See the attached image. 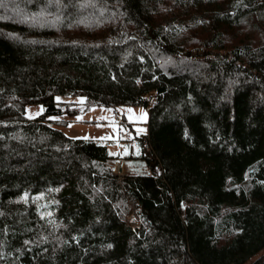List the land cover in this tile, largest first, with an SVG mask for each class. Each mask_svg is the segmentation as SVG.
<instances>
[{
    "label": "trees",
    "instance_id": "trees-1",
    "mask_svg": "<svg viewBox=\"0 0 264 264\" xmlns=\"http://www.w3.org/2000/svg\"><path fill=\"white\" fill-rule=\"evenodd\" d=\"M121 106L148 175L61 130ZM0 264H264V0H0Z\"/></svg>",
    "mask_w": 264,
    "mask_h": 264
},
{
    "label": "rangeland",
    "instance_id": "rangeland-1",
    "mask_svg": "<svg viewBox=\"0 0 264 264\" xmlns=\"http://www.w3.org/2000/svg\"><path fill=\"white\" fill-rule=\"evenodd\" d=\"M137 78L140 77L136 76L134 80H138ZM43 109L41 105L27 106L26 116L34 118L41 114ZM112 110L117 111L120 123L115 124L112 121ZM75 119L81 122L73 121L61 127L66 136L106 143L108 154L122 160L124 174L142 176L151 173L150 166L142 156L147 154L145 143L139 140L147 132V109L137 106H121L114 109L92 107L80 112ZM119 161L114 164L115 175L120 173L116 170ZM130 219L132 227H136L138 222L134 221L133 217Z\"/></svg>",
    "mask_w": 264,
    "mask_h": 264
},
{
    "label": "built area",
    "instance_id": "built-area-1",
    "mask_svg": "<svg viewBox=\"0 0 264 264\" xmlns=\"http://www.w3.org/2000/svg\"><path fill=\"white\" fill-rule=\"evenodd\" d=\"M113 115H114V120L117 121V117L115 115V112H113Z\"/></svg>",
    "mask_w": 264,
    "mask_h": 264
},
{
    "label": "snow or ice",
    "instance_id": "snow-or-ice-1",
    "mask_svg": "<svg viewBox=\"0 0 264 264\" xmlns=\"http://www.w3.org/2000/svg\"><path fill=\"white\" fill-rule=\"evenodd\" d=\"M81 103H82V101H81ZM79 119V118H78ZM48 215H51V213H49ZM27 243V242H26ZM108 247H111V245H108Z\"/></svg>",
    "mask_w": 264,
    "mask_h": 264
},
{
    "label": "crops",
    "instance_id": "crops-1",
    "mask_svg": "<svg viewBox=\"0 0 264 264\" xmlns=\"http://www.w3.org/2000/svg\"><path fill=\"white\" fill-rule=\"evenodd\" d=\"M152 169H153V165H152V167H151Z\"/></svg>",
    "mask_w": 264,
    "mask_h": 264
},
{
    "label": "water",
    "instance_id": "water-1",
    "mask_svg": "<svg viewBox=\"0 0 264 264\" xmlns=\"http://www.w3.org/2000/svg\"><path fill=\"white\" fill-rule=\"evenodd\" d=\"M189 55V54H188Z\"/></svg>",
    "mask_w": 264,
    "mask_h": 264
}]
</instances>
